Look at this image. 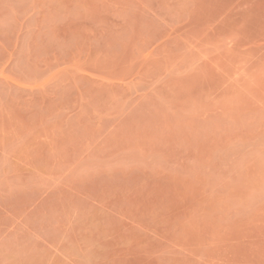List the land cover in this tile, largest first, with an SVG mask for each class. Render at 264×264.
<instances>
[{"label": "rangeland", "instance_id": "obj_1", "mask_svg": "<svg viewBox=\"0 0 264 264\" xmlns=\"http://www.w3.org/2000/svg\"><path fill=\"white\" fill-rule=\"evenodd\" d=\"M6 1L54 27L56 49L64 34L72 56L146 65L140 103L102 102L137 114L88 134L97 187L181 240L182 264H264V0Z\"/></svg>", "mask_w": 264, "mask_h": 264}, {"label": "crops", "instance_id": "obj_2", "mask_svg": "<svg viewBox=\"0 0 264 264\" xmlns=\"http://www.w3.org/2000/svg\"><path fill=\"white\" fill-rule=\"evenodd\" d=\"M54 39L38 13L0 0V264H182L181 240L147 234L95 179L102 153L88 134L137 114L102 102L140 103L146 65L135 53L121 74Z\"/></svg>", "mask_w": 264, "mask_h": 264}]
</instances>
